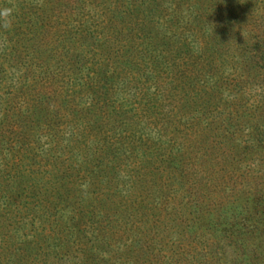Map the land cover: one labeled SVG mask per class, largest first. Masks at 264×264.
Returning a JSON list of instances; mask_svg holds the SVG:
<instances>
[{
  "label": "trees",
  "instance_id": "1",
  "mask_svg": "<svg viewBox=\"0 0 264 264\" xmlns=\"http://www.w3.org/2000/svg\"><path fill=\"white\" fill-rule=\"evenodd\" d=\"M0 264H264V0H0Z\"/></svg>",
  "mask_w": 264,
  "mask_h": 264
},
{
  "label": "clouds",
  "instance_id": "2",
  "mask_svg": "<svg viewBox=\"0 0 264 264\" xmlns=\"http://www.w3.org/2000/svg\"><path fill=\"white\" fill-rule=\"evenodd\" d=\"M42 3V0H41ZM13 9L9 7L0 8V27L8 30L12 26Z\"/></svg>",
  "mask_w": 264,
  "mask_h": 264
}]
</instances>
